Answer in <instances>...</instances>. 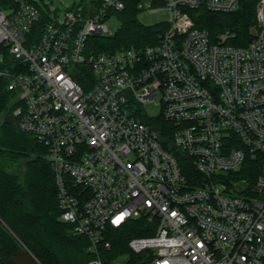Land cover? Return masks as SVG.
Here are the masks:
<instances>
[{
    "label": "built area",
    "instance_id": "built-area-1",
    "mask_svg": "<svg viewBox=\"0 0 264 264\" xmlns=\"http://www.w3.org/2000/svg\"><path fill=\"white\" fill-rule=\"evenodd\" d=\"M12 1L0 9V79L17 128L47 147L58 218L86 237L85 264H104L106 225L139 216L154 232L128 247L146 264H264V0L244 46L228 43V29L211 38L188 11L227 12L239 0H140L139 9H166V27L153 44L112 52L87 41L111 34L104 20L122 0L66 9L36 39L27 37L41 10ZM154 99L169 134L142 111Z\"/></svg>",
    "mask_w": 264,
    "mask_h": 264
},
{
    "label": "trees",
    "instance_id": "trees-1",
    "mask_svg": "<svg viewBox=\"0 0 264 264\" xmlns=\"http://www.w3.org/2000/svg\"><path fill=\"white\" fill-rule=\"evenodd\" d=\"M25 1L34 3L41 10V19L32 26L27 37L36 39L42 25L51 16L37 1ZM100 1L86 0L80 7L70 6L67 9H82L85 14L95 9ZM122 1L124 7L114 13L121 19L119 29L108 36L88 39L87 44L95 52L153 44L158 33L166 27V21L154 24L137 21L140 0ZM256 2L239 0L238 6L227 12L210 11L204 7L188 11L194 25L206 29L211 38L228 29V43L244 46L253 35ZM16 6L12 0H0L1 10ZM75 78L84 84L81 75ZM5 83L0 79V264H24L21 259L23 255L35 264H85L93 256L87 250L86 237L71 233L70 225L58 218L57 186L47 147L33 135L17 128L15 119L11 117L17 103ZM151 124L164 135L169 134V126L161 115L153 118ZM177 159L191 180L195 171L187 157L177 155ZM247 165L251 168L248 173L252 174L249 179H254L258 168L253 164ZM153 232L154 229L141 216L130 218L119 227L106 225L104 239L110 245L108 248L101 246L99 255L104 264H112L120 257L125 258L122 264H146L150 257L146 252H132L128 241L134 236Z\"/></svg>",
    "mask_w": 264,
    "mask_h": 264
},
{
    "label": "rangeland",
    "instance_id": "rangeland-1",
    "mask_svg": "<svg viewBox=\"0 0 264 264\" xmlns=\"http://www.w3.org/2000/svg\"><path fill=\"white\" fill-rule=\"evenodd\" d=\"M42 5L45 10L49 12L52 18H57L59 20L64 18L65 11L70 6H81L86 2V0H34ZM150 1V0H149ZM74 8V7H73ZM168 18V13L166 9H159L158 11L150 12L145 9H139L136 15L137 21L143 24H154L162 21H166ZM104 23L110 33H114L119 29L121 25V19L119 16L112 14L104 20ZM142 111L149 116H158L161 113V106L158 101L154 99L151 102H147L143 105ZM22 262L24 264H35L25 255L21 256ZM124 257L116 259L112 264H122ZM28 261V262H27Z\"/></svg>",
    "mask_w": 264,
    "mask_h": 264
}]
</instances>
